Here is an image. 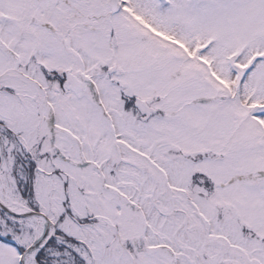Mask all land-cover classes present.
<instances>
[{
	"label": "snow or ice",
	"instance_id": "obj_1",
	"mask_svg": "<svg viewBox=\"0 0 264 264\" xmlns=\"http://www.w3.org/2000/svg\"><path fill=\"white\" fill-rule=\"evenodd\" d=\"M0 264H264V0H0Z\"/></svg>",
	"mask_w": 264,
	"mask_h": 264
}]
</instances>
